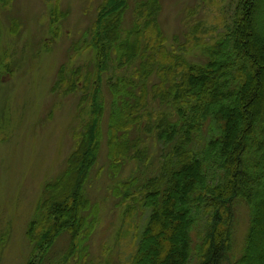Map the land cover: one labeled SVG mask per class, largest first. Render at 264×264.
<instances>
[{"label":"trees","instance_id":"obj_1","mask_svg":"<svg viewBox=\"0 0 264 264\" xmlns=\"http://www.w3.org/2000/svg\"><path fill=\"white\" fill-rule=\"evenodd\" d=\"M263 4L264 0H234L231 18L213 41L205 40L201 25H196L177 52L166 44L159 22L160 0H140L134 25L125 32L129 0L101 3L88 43L96 50L95 72L81 77L75 69L70 78L65 68L60 73L67 92L80 89V83L84 91L92 88V114L79 132L67 172L46 186L47 196L29 225L35 260L28 264H45L65 233L70 235V248L55 264H65L75 255L79 256L77 264H92L82 245L92 235L98 217L97 209L90 222L84 215L90 208L84 188L101 151L104 75L111 64L123 69L135 62L139 65L131 77L110 78L111 169L116 175L126 159H144L141 141L130 137L141 130L145 117L148 129L155 128L167 151L156 174L131 176L115 189L116 196L130 201L128 216H135L138 204L148 213L136 253L127 264H190L193 250L198 264H247L264 256V205L262 221L257 210V197L263 194L259 183L264 180V39L256 26ZM55 14L62 15L56 10ZM196 46L207 57L204 63L190 62L184 56ZM153 75L159 81L150 87ZM149 90L154 100L173 107L176 121L149 110ZM207 123L210 131L205 130ZM239 200L249 207L250 225L243 254L233 260L235 203ZM197 227L203 231L194 249L192 232ZM257 259L251 264H257Z\"/></svg>","mask_w":264,"mask_h":264},{"label":"rangeland","instance_id":"obj_2","mask_svg":"<svg viewBox=\"0 0 264 264\" xmlns=\"http://www.w3.org/2000/svg\"><path fill=\"white\" fill-rule=\"evenodd\" d=\"M103 1L10 0L4 3L0 0V264H28L35 260L33 243L28 236L29 225L47 196L46 186L67 172L69 159L78 145L79 132L93 109L92 88L84 91L80 83V89L67 92L60 73L65 68V75L70 78L75 69L81 71V77L95 72L96 50L89 48L88 43L92 41L93 25ZM139 1L129 0L124 32L134 25ZM160 1L159 22L167 37L166 44L177 52H181V45L196 25H201L205 40L213 41L224 30L234 7V0ZM55 10L62 15H56ZM261 12L262 18L257 20L256 26L264 39V4ZM184 56L194 63H204L207 59L201 46ZM138 65L139 62H135L116 69L111 64L104 75L101 151L84 188L90 199V208L84 215L90 222L97 209L98 217L92 235L83 245L81 243L82 248L87 247L92 264H127L136 253L148 213L138 204L135 216H128L126 210L130 201L114 192L121 181L131 176L141 178L145 174H156L167 151L158 140L155 128L148 129L145 117L141 130L130 137L141 141L140 148L146 151L144 159H126L116 175L111 169L108 158V125L113 100L110 78L131 77ZM157 81L159 78L153 75L149 86ZM148 94L150 111L166 113L174 121L178 119L172 106L154 100L151 90ZM205 130L210 131L209 123ZM147 159L149 162L145 163ZM259 188L263 193L257 197L261 218L264 180ZM235 216L233 260L243 254L250 225V210L243 200L235 203ZM205 224L204 220L203 229ZM203 229L197 227L192 232L194 249ZM69 246L70 235L65 233L55 243L45 264L60 261ZM195 253L193 250L190 264H198ZM77 258L79 256L75 255L65 264H77ZM256 259H249L247 264ZM257 260V264H264V256Z\"/></svg>","mask_w":264,"mask_h":264}]
</instances>
